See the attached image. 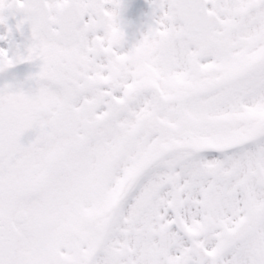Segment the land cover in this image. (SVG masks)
<instances>
[{
	"label": "snow or ice",
	"instance_id": "6c2138e0",
	"mask_svg": "<svg viewBox=\"0 0 264 264\" xmlns=\"http://www.w3.org/2000/svg\"><path fill=\"white\" fill-rule=\"evenodd\" d=\"M0 0V264H264V0Z\"/></svg>",
	"mask_w": 264,
	"mask_h": 264
},
{
	"label": "flooded vegetation",
	"instance_id": "af4514ba",
	"mask_svg": "<svg viewBox=\"0 0 264 264\" xmlns=\"http://www.w3.org/2000/svg\"><path fill=\"white\" fill-rule=\"evenodd\" d=\"M136 6L142 7L144 13H147V0H134ZM38 68L36 64H21L16 65L14 68L9 69L4 73H0V85L12 81L14 78L17 80L23 79V77L29 72H35Z\"/></svg>",
	"mask_w": 264,
	"mask_h": 264
}]
</instances>
